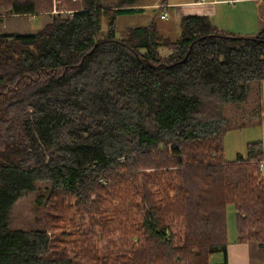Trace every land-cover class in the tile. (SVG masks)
<instances>
[{
    "label": "trees",
    "instance_id": "1",
    "mask_svg": "<svg viewBox=\"0 0 264 264\" xmlns=\"http://www.w3.org/2000/svg\"><path fill=\"white\" fill-rule=\"evenodd\" d=\"M140 2L0 0L10 16L57 10L35 33H0V264H91L47 222L9 227L11 206L39 181L67 204L87 246L110 247L111 225L128 230L132 264H212L216 252L214 264H227L229 209L236 240L264 245L263 142L231 160L223 144L242 128L224 107L262 91L264 28L241 35L189 15L175 40L153 20L117 37V16Z\"/></svg>",
    "mask_w": 264,
    "mask_h": 264
},
{
    "label": "rangeland",
    "instance_id": "2",
    "mask_svg": "<svg viewBox=\"0 0 264 264\" xmlns=\"http://www.w3.org/2000/svg\"><path fill=\"white\" fill-rule=\"evenodd\" d=\"M55 6V3H54ZM53 6L52 11L41 14H26V15H6L4 8L0 9V33H35L39 29L51 21V18L57 12ZM157 20V18H156ZM168 25L167 31L162 35L169 40L175 37L174 20L172 17L163 20ZM148 22L147 16L142 13H133L116 18V28L118 33H123L126 27L141 26ZM101 31L99 36L103 38L106 35L107 19H101ZM178 28L176 29V31ZM117 34V33H116ZM167 51L163 49V51ZM164 53V52H163ZM255 90V89H254ZM258 98L261 102V113L263 111L264 92L251 91L248 103L242 106L226 105L223 109L226 117L229 119L230 125L238 124L239 129L230 130L225 136L224 156L226 160L234 158V152L240 150L246 151V144L255 141L258 133V125L255 123L254 111L257 109ZM49 183L46 181H39L35 183V188L31 191L24 192L23 196L14 202L11 206L9 216V227L11 229L29 230L35 228L46 227L51 225L48 234L56 236L58 243L65 246V249L74 253L76 258L87 263L95 261V264H132L131 256L124 251L125 245L131 240L128 230H125V236L122 230L114 229L108 231L106 228L104 234L108 245L102 246L100 250H95V246H87L82 240L77 238L72 233V222L68 209L65 208L66 203L62 204L59 196H52L49 192ZM125 192L122 193L124 197ZM93 197V196H92ZM93 199V198H92ZM112 205L121 204L119 198L115 199L114 195L110 196L109 200ZM107 201V202H108ZM105 203V202H104ZM70 208V212H71ZM51 214L52 216L47 217ZM116 217V216H115ZM234 214L227 212L229 227L232 225ZM113 220V218H112ZM45 222L47 224L45 225ZM113 224V223H112ZM235 235V233H234ZM121 236L123 241L119 240ZM112 238V240H111ZM133 241L136 238L133 237ZM100 255V259L97 258ZM221 258L220 253H213L210 257L211 262H217ZM131 261V262H130Z\"/></svg>",
    "mask_w": 264,
    "mask_h": 264
},
{
    "label": "crops",
    "instance_id": "3",
    "mask_svg": "<svg viewBox=\"0 0 264 264\" xmlns=\"http://www.w3.org/2000/svg\"><path fill=\"white\" fill-rule=\"evenodd\" d=\"M137 7L141 10L135 13L145 14L149 23L153 20L160 36L162 37V33L164 34L168 29V25H166L163 20L168 19L169 16L172 17L175 29V37L173 40L179 36L178 23L180 19L183 16L189 15L207 16L219 30L241 35H253L264 28V0H141ZM177 28L178 30L176 31ZM116 33L117 37L123 35L122 32L118 33L117 30ZM165 37L166 36L163 38ZM163 52L166 53L167 51L164 50ZM262 91L264 92V81L262 82ZM262 102V119L258 125L259 130L255 141L260 140L263 142V160L260 169L261 174L264 177V101ZM234 153V158L238 153L244 154V152H241L240 150H237ZM230 211L233 214L235 213L233 209H229L228 212ZM226 223L227 264H264V245H261L254 239L238 242L236 240L235 217H233V222L230 227L228 218ZM216 253H220L221 258L214 263H221L223 261V253ZM212 255L213 254H210L209 261ZM211 263L214 264L213 262Z\"/></svg>",
    "mask_w": 264,
    "mask_h": 264
},
{
    "label": "built area",
    "instance_id": "4",
    "mask_svg": "<svg viewBox=\"0 0 264 264\" xmlns=\"http://www.w3.org/2000/svg\"><path fill=\"white\" fill-rule=\"evenodd\" d=\"M260 167H262V163L260 164Z\"/></svg>",
    "mask_w": 264,
    "mask_h": 264
}]
</instances>
